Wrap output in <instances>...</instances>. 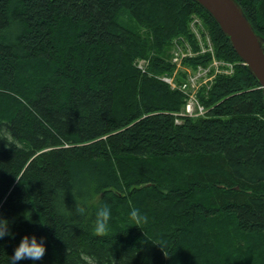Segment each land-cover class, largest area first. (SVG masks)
<instances>
[{
  "label": "trees",
  "instance_id": "obj_1",
  "mask_svg": "<svg viewBox=\"0 0 264 264\" xmlns=\"http://www.w3.org/2000/svg\"><path fill=\"white\" fill-rule=\"evenodd\" d=\"M235 1L264 38V0ZM192 16L234 71L199 92L205 116L178 118L184 94L161 78L173 37L196 48ZM2 130L0 264L26 234L45 252L17 264H264L261 89L195 1L0 0ZM132 206L147 220L119 232Z\"/></svg>",
  "mask_w": 264,
  "mask_h": 264
},
{
  "label": "water",
  "instance_id": "obj_2",
  "mask_svg": "<svg viewBox=\"0 0 264 264\" xmlns=\"http://www.w3.org/2000/svg\"><path fill=\"white\" fill-rule=\"evenodd\" d=\"M217 23L238 58L261 88L264 106V38L258 35L235 0H193Z\"/></svg>",
  "mask_w": 264,
  "mask_h": 264
},
{
  "label": "clouds",
  "instance_id": "obj_3",
  "mask_svg": "<svg viewBox=\"0 0 264 264\" xmlns=\"http://www.w3.org/2000/svg\"><path fill=\"white\" fill-rule=\"evenodd\" d=\"M83 215V212L80 213ZM24 219L30 222V216L28 213H24ZM112 219L111 205L101 203L96 207L94 213V219L91 222L90 228L94 235L104 236L108 233L110 228V221ZM147 217L145 214L136 206H132L130 210L122 215L121 222L119 224L120 231L124 232L128 228L143 224L146 222ZM6 235H10L8 231V222L4 219H0V239H3ZM45 252L44 238L41 237L38 241L35 235H23L18 244L13 249L11 257L6 258L7 264H17L18 261L28 259L33 262L39 261ZM130 256L123 257L121 261L123 264H127ZM120 261V262H121ZM5 264V260L3 261ZM112 264L114 262L112 261Z\"/></svg>",
  "mask_w": 264,
  "mask_h": 264
},
{
  "label": "built area",
  "instance_id": "obj_4",
  "mask_svg": "<svg viewBox=\"0 0 264 264\" xmlns=\"http://www.w3.org/2000/svg\"><path fill=\"white\" fill-rule=\"evenodd\" d=\"M193 24L195 23V21H193L192 22ZM209 50V49H208ZM205 50L204 49H202V52H204ZM189 55H191V54H189ZM180 56H184V54H180ZM179 59H180V57L178 56V54H176V56H175V58L173 59V61L174 62H178L179 61ZM206 72H207V70H205V69H201L200 67L198 68V71H197V73H196V75H195V77H193V78H190V87L191 88H195V83H196V79L198 78V77H204L205 76V74H206ZM204 81H206V80H204ZM186 113L188 114V116H192V115H201V114H203V108L200 106V105H198L197 104V102H196V99H195V97L193 96V94H190L189 95V99H188V102H187V104H186Z\"/></svg>",
  "mask_w": 264,
  "mask_h": 264
},
{
  "label": "bare ground",
  "instance_id": "obj_5",
  "mask_svg": "<svg viewBox=\"0 0 264 264\" xmlns=\"http://www.w3.org/2000/svg\"><path fill=\"white\" fill-rule=\"evenodd\" d=\"M6 130H2V131H0V136H4L5 134H8L7 133V131L5 132ZM9 138V137H8ZM9 142H14V140L13 139H7ZM81 213V212H80ZM80 213H78V216H76L77 218H79V219H81V220H83L84 218H85V213L83 212V215H80Z\"/></svg>",
  "mask_w": 264,
  "mask_h": 264
},
{
  "label": "rangeland",
  "instance_id": "obj_6",
  "mask_svg": "<svg viewBox=\"0 0 264 264\" xmlns=\"http://www.w3.org/2000/svg\"><path fill=\"white\" fill-rule=\"evenodd\" d=\"M202 26H203V24H202ZM138 63H139V64H142V62H141L140 60L138 61ZM143 64H144V63H143Z\"/></svg>",
  "mask_w": 264,
  "mask_h": 264
}]
</instances>
